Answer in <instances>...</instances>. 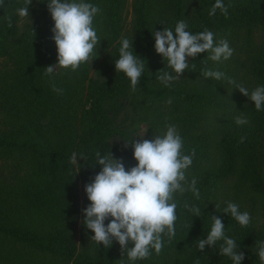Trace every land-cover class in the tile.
<instances>
[{
	"label": "trees",
	"instance_id": "trees-1",
	"mask_svg": "<svg viewBox=\"0 0 264 264\" xmlns=\"http://www.w3.org/2000/svg\"><path fill=\"white\" fill-rule=\"evenodd\" d=\"M47 2L34 0L26 17L17 12L25 0L0 6V264H233L220 253L223 241L198 248L213 216L244 252L242 264H264L256 246L264 241V106L258 111L249 98L264 86V0H223L227 16L219 9L209 15L216 0H133L130 27L129 0H85L100 9L93 60L75 72L57 67L51 77L46 67L58 63V54ZM181 20L193 34L207 29L215 42L226 39L234 51L219 62L207 52L188 57L189 68L165 86L161 71L177 74L156 52L154 32L174 31ZM122 38L145 65L135 92L115 67ZM205 70L224 77H205ZM237 117L248 123L237 124ZM166 125L176 126L184 154L195 149L186 178L187 185L196 179L199 198L177 193L175 236H162L159 254L153 249L131 261L118 242L107 248L90 239L85 185L101 170L96 153L112 154L128 169L137 164L133 144L163 135ZM73 152L77 165L70 163ZM228 202L250 214L247 227L224 212Z\"/></svg>",
	"mask_w": 264,
	"mask_h": 264
},
{
	"label": "clouds",
	"instance_id": "clouds-1",
	"mask_svg": "<svg viewBox=\"0 0 264 264\" xmlns=\"http://www.w3.org/2000/svg\"><path fill=\"white\" fill-rule=\"evenodd\" d=\"M4 0H0L3 6ZM32 0H25V6L17 9L18 15H29V6ZM47 8L54 21L52 39L57 48L56 65L46 67V75L52 76L57 67L71 69L75 72L81 64L93 60L94 51L100 42L96 30L93 28L94 17L100 9L85 0H48ZM217 9L225 16L228 7L223 0H216L209 15H215ZM188 24L181 20L175 25L174 31L165 28L155 31V50L174 70L176 76L161 71L158 79L169 86V82L179 79L189 68L187 58H195L198 54L209 53V59L219 62L228 60L233 55L226 39L214 41V33L205 29L193 34L186 30ZM119 48V58L115 67L117 72H123L131 81V89L136 86L144 72L145 65L138 56L133 54L132 41L122 38ZM194 67V65H193ZM205 77H214L220 80L224 73L205 70ZM229 83L234 81L229 80ZM240 92L249 97V92L242 86H237ZM53 90H57L54 89ZM255 108L259 111L264 106V86H258L250 97ZM236 123H248L246 117H237ZM135 166L126 169L122 159L110 156H101L96 153L97 163L101 170L94 179L85 185V191L90 204L84 208L83 224L94 235L91 240L104 247L110 248L113 241L121 246L122 255L126 252L131 261L146 259L151 250L159 254L163 247L162 236L169 239L175 236V222L177 220L176 194L191 190L197 198L199 191L196 188V179L187 185L186 170L192 165L195 149L191 155L183 153L184 142L176 126L166 125V132L156 136L153 140L141 139L133 144ZM70 163L77 165V153L73 152ZM187 185V187L185 186ZM194 215L199 216L200 209L185 203ZM242 226L250 224L251 216L248 212H241L239 205L228 202L224 209ZM213 224L206 239L197 241L198 248L203 251L206 247L220 245L221 255L229 257L233 264H242L245 259L243 251L233 238L225 234V225L220 218L211 217ZM129 242L134 246L129 248ZM257 255L264 262V241L256 242ZM197 264L199 262L197 261Z\"/></svg>",
	"mask_w": 264,
	"mask_h": 264
},
{
	"label": "rangeland",
	"instance_id": "rangeland-1",
	"mask_svg": "<svg viewBox=\"0 0 264 264\" xmlns=\"http://www.w3.org/2000/svg\"><path fill=\"white\" fill-rule=\"evenodd\" d=\"M34 0H32V2H33ZM132 3H133V0H129V7H128V13H127V20H126V23H127V26L128 27H130L131 26V24H132V19H133V9H132ZM25 18H23V20H24ZM125 110L127 111V112H129L130 113V107L128 106V104L127 103H125ZM122 119L124 120V118L122 117ZM125 123H128V122H130V118H127L125 121H124ZM140 128H141V131L142 132H146V130H147V128H148V126H147V124H142L141 126H140ZM121 141H122V139L121 138H117L115 141H114V144H120L121 143ZM80 221L81 220H79V232H78V234H77V240H78V243L80 244L81 243V223H80Z\"/></svg>",
	"mask_w": 264,
	"mask_h": 264
}]
</instances>
